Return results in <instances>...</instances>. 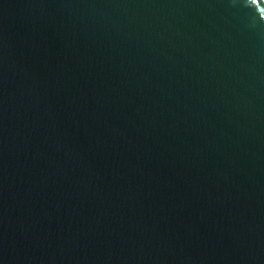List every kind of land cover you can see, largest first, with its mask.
Masks as SVG:
<instances>
[{
    "label": "water",
    "instance_id": "water-1",
    "mask_svg": "<svg viewBox=\"0 0 264 264\" xmlns=\"http://www.w3.org/2000/svg\"><path fill=\"white\" fill-rule=\"evenodd\" d=\"M0 264H264V0H0Z\"/></svg>",
    "mask_w": 264,
    "mask_h": 264
}]
</instances>
